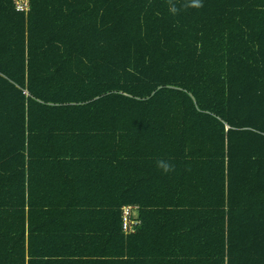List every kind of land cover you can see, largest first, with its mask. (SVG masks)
<instances>
[{
  "label": "trees",
  "instance_id": "16d2710c",
  "mask_svg": "<svg viewBox=\"0 0 264 264\" xmlns=\"http://www.w3.org/2000/svg\"><path fill=\"white\" fill-rule=\"evenodd\" d=\"M174 2L0 0V264H264V0Z\"/></svg>",
  "mask_w": 264,
  "mask_h": 264
},
{
  "label": "crops",
  "instance_id": "0c3cea01",
  "mask_svg": "<svg viewBox=\"0 0 264 264\" xmlns=\"http://www.w3.org/2000/svg\"><path fill=\"white\" fill-rule=\"evenodd\" d=\"M138 171L140 173H138ZM133 176H134L133 178H137L139 176V178L142 181H145V182L150 179V176H148V170L146 168L144 170H140V169L138 170L135 167L133 169ZM140 194H143L142 196H144V195H148L149 196L151 194V191L147 190V189H143L142 192H140ZM135 195L138 196V193L136 192ZM139 210L135 211L134 215L139 217V212H140ZM161 212H164V210L160 209V208H153V209L149 208L148 211L145 212V215L147 217V220H150L149 216H151V220L152 221H160L159 218H161V217H159V215H161ZM149 213H152V214H149ZM88 220H92V221L88 222ZM68 222H69L70 226H75L73 224H76L77 221H71L70 220ZM151 224H152V226H157V223H151ZM104 226H105V221L103 220V217L101 216V214H99L98 216H96V217H94L92 219H85V222L81 225V228H79V229H87V228H92V227H98L100 229V231H103L104 228H105Z\"/></svg>",
  "mask_w": 264,
  "mask_h": 264
},
{
  "label": "built area",
  "instance_id": "2783aa9c",
  "mask_svg": "<svg viewBox=\"0 0 264 264\" xmlns=\"http://www.w3.org/2000/svg\"><path fill=\"white\" fill-rule=\"evenodd\" d=\"M16 12L28 15L31 8V0H13ZM138 208L127 206L123 208V230L126 234L134 233L141 224L140 219L134 215Z\"/></svg>",
  "mask_w": 264,
  "mask_h": 264
},
{
  "label": "clouds",
  "instance_id": "9594fccd",
  "mask_svg": "<svg viewBox=\"0 0 264 264\" xmlns=\"http://www.w3.org/2000/svg\"><path fill=\"white\" fill-rule=\"evenodd\" d=\"M168 4L169 12L173 15L177 14L179 8L177 7V4L174 2V0H168ZM183 7L199 9L203 7V3L202 0H186V2L183 4ZM156 167L158 170H161L165 175L175 171V166L173 164L162 159H158L156 161Z\"/></svg>",
  "mask_w": 264,
  "mask_h": 264
}]
</instances>
